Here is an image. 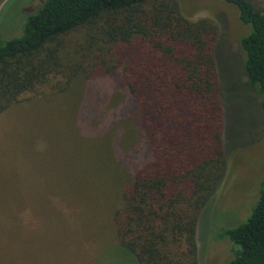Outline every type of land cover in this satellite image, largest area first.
<instances>
[{"label":"trees","instance_id":"trees-1","mask_svg":"<svg viewBox=\"0 0 264 264\" xmlns=\"http://www.w3.org/2000/svg\"><path fill=\"white\" fill-rule=\"evenodd\" d=\"M223 1L250 26L240 45L264 123V0ZM21 27L0 38V113L44 95L76 104V127L116 148L99 169L116 188L111 246L137 264H199L198 218L227 168L218 24L178 0H45ZM27 208L0 207V219L20 225ZM219 236L238 246L227 264H264V182L247 219Z\"/></svg>","mask_w":264,"mask_h":264},{"label":"rangeland","instance_id":"rangeland-1","mask_svg":"<svg viewBox=\"0 0 264 264\" xmlns=\"http://www.w3.org/2000/svg\"><path fill=\"white\" fill-rule=\"evenodd\" d=\"M44 1L3 0L0 38L18 36L26 15ZM178 3L185 16L209 17L219 26L215 57L227 168L200 212L196 240L199 264H227L238 246L219 231L247 219L264 182L261 95L248 82L240 45L250 26L223 0ZM77 109L68 99L44 95L0 113V207L29 211L20 225L0 219V264H137L108 236L116 188L99 169L105 159L117 158L116 148L82 133ZM118 150L125 157L131 147Z\"/></svg>","mask_w":264,"mask_h":264}]
</instances>
